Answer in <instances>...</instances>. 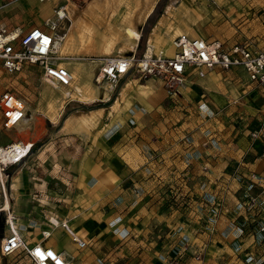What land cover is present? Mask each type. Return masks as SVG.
<instances>
[{
	"label": "rangeland",
	"instance_id": "374dc122",
	"mask_svg": "<svg viewBox=\"0 0 264 264\" xmlns=\"http://www.w3.org/2000/svg\"><path fill=\"white\" fill-rule=\"evenodd\" d=\"M143 1L145 0L72 1L69 6V20L66 28L61 30V33H67L64 52L68 54L61 56V52L58 51V55L63 57L60 58L61 61L66 62L71 71L76 70L73 73H77L78 82L74 79L71 86L54 88L55 97L50 95L49 90L52 86L42 80L41 69L37 64H27L13 73L6 72L0 65V93L7 89L22 97L26 105V118L30 123H27V126H30L25 130L17 126L6 128L0 112V145L13 140L36 141L30 156L20 163V168L24 171V179L22 181L18 177L17 192L12 196L11 189H9L12 203L19 211L18 222L27 223L24 229L28 235L34 234L35 231L41 234L45 226L55 227L49 221L52 217L63 221L65 213H76L74 219L86 217L88 225L97 213L104 211L103 207L91 204L80 206L75 202L74 197L80 190L79 186L87 187H84L82 182L81 185L78 184L79 173L87 171L88 160L97 157L99 148L102 147L101 136L104 138L113 130L114 132L117 130L120 136L130 132L134 120L128 116V120L125 121L124 114L128 112V106L132 107L134 94L146 92V85H137L142 89L136 93L131 91L128 95L118 94L122 83L114 89H106L94 80L98 71L97 58L105 54L131 53L135 48L131 46L135 41L138 45L141 39L149 15L146 18L137 17L134 23L129 22L130 25L122 23V18H120L118 23L105 27L102 23L110 18L112 12H107L103 20L98 10H107L111 7L112 10L118 12L123 8L130 15L131 11ZM157 3H159L157 8L159 15L146 35L145 47L148 42H151L155 47L166 44L165 48H167L171 34L176 30H179L177 33L184 32L183 29L189 30V34H201L207 38L217 37L226 43L251 38L259 45H264V0H156L153 9ZM164 16L168 18L166 25L159 30L153 40L150 39L153 26L160 17ZM54 17L52 2L0 0V26L8 29L16 28L24 32L33 25L47 28ZM127 26L139 30L138 39L127 36ZM96 30L101 33L98 37L93 35ZM210 70L213 69L187 82L190 93L178 92L171 95L167 92V97H172L171 108L175 110L167 111L164 115L166 120L163 123L167 125V129L162 130L161 133H166L170 128L178 126L180 121L185 125L195 119V116L208 119L218 114L219 124L213 130L208 127L205 134L216 150H222L220 139H225L227 143L230 142L228 146L231 147V142L251 136L250 130L256 126L258 115L264 112V85L248 80L240 70L235 68ZM136 74L140 83L148 79L139 73ZM157 79L164 89L161 79ZM75 88L82 90L78 92ZM63 90L68 91L69 96H64ZM210 99L217 104L216 111L209 107ZM202 123L205 124L204 121ZM188 126L183 127L184 133L190 129ZM189 158V156L186 158L188 164ZM37 166L41 168L36 170ZM15 167L9 168L8 173ZM47 168H50L49 172ZM208 168L206 164H202L203 170L206 171ZM181 177L183 183L187 182L186 175ZM237 178L241 180L240 177L237 176ZM90 183L89 178L87 184ZM13 187H15L14 184ZM178 192L181 191L178 190ZM173 194H169V199L176 196ZM181 196L185 197L186 194L182 193L179 198ZM207 201L214 202V206L209 211L213 214L212 216L210 214L209 221L215 223L222 202L215 204L213 197L208 198ZM169 202L174 204L175 201L172 199ZM239 204L238 197L237 208H241ZM79 208L82 209L80 216ZM106 209L108 207H105ZM17 226L20 232L25 231L19 225ZM81 226L85 230L82 220ZM230 226H232L230 233L234 234L235 240L238 239L242 235L240 226L235 224ZM109 228L115 233L119 232V227L114 220L108 222ZM8 230L0 216V242L9 232ZM89 230L87 226V230L83 233L82 238L87 241L83 249L91 248L96 253L98 264L143 263L146 247L143 242L136 241L139 234L137 231L133 234L124 232L119 237L115 236L116 238L107 236L103 238L99 235H91ZM174 233L171 232L172 236ZM53 236H56L59 244L67 240L63 232L53 234ZM131 239L136 241L133 251L131 247H127ZM256 241L259 242L257 239ZM179 242L180 246L176 244L173 253L168 251L166 254H159L158 260L163 264H170L171 261L175 264H188L190 256L193 255L195 260L203 261L204 248L194 252L195 254L190 250L191 255H186L184 252L189 251L188 239L182 236ZM259 243L264 244L263 241ZM99 246L101 248L98 249ZM120 248L123 249L122 252L118 251ZM234 249L236 251L240 249L237 241H235ZM242 258L246 264H264V253H249ZM0 264L34 263L21 251L16 255H1Z\"/></svg>",
	"mask_w": 264,
	"mask_h": 264
},
{
	"label": "crops",
	"instance_id": "0c3cea01",
	"mask_svg": "<svg viewBox=\"0 0 264 264\" xmlns=\"http://www.w3.org/2000/svg\"><path fill=\"white\" fill-rule=\"evenodd\" d=\"M154 26L150 36L152 40ZM197 35L204 37L201 34ZM173 37L174 35L171 36L169 42ZM233 42L235 41L228 44ZM148 44L156 49L161 47L165 49L166 45L155 47L151 42ZM133 47L137 48V43ZM218 68L215 67L213 70ZM233 68L240 70L250 80L241 68ZM207 70L209 69H205V72ZM135 72L132 70L124 76L118 91L119 95H128L131 91L136 93L142 89L137 85H146V92L134 94L138 98L133 96L132 107L128 106L129 110L126 115L124 114L125 121L129 117L134 120L130 132L120 136L117 130L115 132L113 130L112 134H104V138L101 136L102 147L99 148L97 157L88 160L87 171L79 173L77 180L79 185L82 182L84 187H87L79 186L80 190L74 197L75 202L80 206L91 204L103 207L104 211L97 213L88 225L86 217L74 219L76 213H65L62 220H68L71 229L77 235L80 234L81 238L87 226L91 235H99L103 238L106 236L116 238L124 232L133 234L137 231L139 234L136 241L143 242L146 247L142 264H163L157 256L166 254L168 251L173 253L174 246L176 244L180 246L179 240L182 236H186L189 243V251L184 252L186 255H191V251L195 254L202 248L205 250L203 261L195 260V257L191 255L188 264H246L242 258L246 254L264 253V244L256 241L254 221L251 225L248 224L247 218L250 214L243 208L236 207L238 197L242 200L247 191L246 186L250 182V173H257L264 178V142L262 139H254L252 136L245 137L240 141L231 142V147L228 146L230 142L227 143L225 139H220L222 150H216L209 142L205 130L208 127L212 130L216 128L220 121L218 114L208 119L195 116L189 124L183 125L180 121L178 126L170 128L166 133H161L162 130L167 129V125L163 123L166 120L164 115L167 111L175 110L171 108L172 97H167V91L161 87L157 78L149 77L144 83H140L137 72ZM193 78H199L196 71L187 76L179 92L190 93L187 82L192 81ZM208 105L215 111L218 108L211 99ZM263 119L264 112L258 115L256 126L250 132L258 128ZM203 121L205 124L202 123ZM186 125H189L190 129L184 133L183 127ZM27 128L25 125L20 129ZM31 141L34 144L36 142ZM187 156L190 157L189 164L186 160ZM202 164H206L209 167L208 170H203ZM40 168L37 166L35 169ZM47 170L49 172L50 168ZM23 173L20 164L9 173L8 186L12 196L17 192L18 177L22 181L24 179ZM185 175L187 182L183 183L181 176ZM89 178L91 183L87 184ZM178 190L181 192L177 193ZM258 191L259 186L255 185L247 192L256 194ZM171 193L176 196L169 199ZM182 193L186 196L179 198ZM212 197L216 201L215 204L222 202L215 223L209 221L211 214L209 211L214 206V202L209 203L207 199ZM11 198L9 195L10 209L16 215L15 225L17 229V225L24 229L27 223L18 222L19 211L15 209ZM172 199L175 201L174 204L169 202ZM105 207L108 209L105 210ZM81 210V208L78 210L79 216L82 214ZM0 216L3 220L1 213ZM81 220L84 222L85 230L81 226ZM112 220L119 227L118 233L108 229V222ZM52 221L61 220L52 217ZM234 224L243 230L242 235L236 240L234 234L230 233V227H232L230 225ZM59 225L53 228L45 226V228H51L50 236L46 239L39 231H35L32 235H28L25 229L22 232L18 231L30 245L43 242L54 250L62 252L63 256L70 258V264H98L96 253L91 248L86 250L78 248L69 233ZM59 232H63L67 239L63 244H59L56 236H53ZM171 232H175L173 234L175 237ZM51 238L52 240H49ZM136 241L131 239L127 247H131L133 251ZM235 241L240 245L238 251L234 249ZM122 250L120 248L118 251L122 252ZM19 252L21 251L13 254L16 255ZM71 254L74 259L71 258ZM1 255L0 253V257Z\"/></svg>",
	"mask_w": 264,
	"mask_h": 264
},
{
	"label": "built area",
	"instance_id": "2783aa9c",
	"mask_svg": "<svg viewBox=\"0 0 264 264\" xmlns=\"http://www.w3.org/2000/svg\"><path fill=\"white\" fill-rule=\"evenodd\" d=\"M39 1H55L53 8L55 17L47 28L33 25L24 32L0 26V65L6 72L13 73L27 64H37L45 83L56 87L71 86L72 71L62 63L56 50L59 36L65 35L61 30L66 28L69 20L67 4L70 0ZM171 47V51L168 52L163 47L156 49L147 44L140 55L137 54L136 48L127 54L102 55L97 58L98 71L94 80L103 87L114 89L124 76L134 70L143 77L161 79L165 90L174 95L179 92V88L193 71L198 75H204L205 69L238 67L251 81L264 85V45H259L254 39L245 38L228 44L217 37L207 38L180 32L172 38ZM0 112L6 128L16 126L26 116L25 101L15 92L3 90L0 93ZM251 136L264 142V119L261 125L251 132ZM17 141L19 144H25L27 149L34 146L33 141ZM11 142L5 146H9ZM18 159L19 157H12L7 161H0V172H4L6 178L8 175L6 170L11 164L18 163ZM249 178L247 191L255 185L259 186V191L256 194L246 191L239 206L250 214L247 218L248 224L251 225L254 221L256 239L264 242V178L254 172L250 173ZM7 182L5 180V183ZM6 192L0 176V213L9 229L0 242V253L7 256L23 251L34 264H70L68 257L62 256L59 251L43 242L30 245L24 240L15 225L14 212L10 208L3 209L7 200ZM49 221L55 226L51 220ZM67 223L62 221L63 227H66L78 248L85 247L86 240L80 235L77 236ZM242 231L241 228V233ZM50 233L51 228H45L41 232L44 239L48 238ZM170 264L175 263L171 261Z\"/></svg>",
	"mask_w": 264,
	"mask_h": 264
},
{
	"label": "bare ground",
	"instance_id": "6f19581e",
	"mask_svg": "<svg viewBox=\"0 0 264 264\" xmlns=\"http://www.w3.org/2000/svg\"><path fill=\"white\" fill-rule=\"evenodd\" d=\"M39 1V0H38ZM46 2H52V11H53V8H54V3H55V1H46ZM155 2H156V0H146V1H143L142 3H140V5H138V6H136L135 8H134V10H132L131 12L132 13H130V15H128L127 13V10L125 9H123L122 8V10H120V11H118V12H115L114 10H112V8L111 7H108L107 8V10L106 9H100V10H98L97 12L101 15V16H103V20H105V15L107 14V12H112L111 14H110V18L109 19H107V20H105V23H102L105 27L106 26H109V27H111L112 25H114V24H116V23H118V20L120 19V18H122V23L124 22V24L125 23H134V21H137L136 20V18L137 17H139V18H146L150 13H151V11H152V9H153V7H154V4H155ZM70 4H72V1L70 0L69 2H68V7L70 6ZM126 8V7H125ZM71 9V8H70ZM94 12V11H93ZM93 12H92V14H93ZM126 13V14H125ZM144 14V15H143ZM95 15V14H94ZM143 15V16H142ZM108 16V15H107ZM98 17V16H97ZM94 19V18H93ZM92 19V20H93ZM101 19V18H100ZM95 20V19H94ZM101 21V20H100ZM121 23V24H122ZM130 23H129V25H130ZM167 23V16H164V17H160V19L158 20V22L155 24V26H154V29H153V35L155 36L158 32H159V30L162 28V25H164V24H166ZM100 26V25H99ZM125 28V27H124ZM93 29V28H92ZM91 29V30H92ZM90 30V32H92ZM179 31V30H178ZM183 31L185 32V33H190L189 32V30H187V29H183ZM89 32V33H90ZM67 34V33H66ZM62 35V36H59V38H58V40H57V42H56V50L57 51H59V52H61L60 54H61V56H63V55H66L65 53H67V52H64V48H65V46H66V43H67V39L65 38V36H67V35ZM92 34V33H91ZM100 32L98 31V30H96L95 32H94V34L93 35H95L96 37H98V36H100ZM126 34H127V36H129V38H133V39H138L139 38V36H140V34H139V30L138 29H134L133 27H131V26H127L126 27ZM175 33H173V34H171V36H173ZM194 35H197V34H194ZM158 36V35H157ZM134 41V40H133ZM135 44H136V41L134 42V44H133V46H135ZM132 46V47H133ZM134 48V47H133ZM166 49V48H165ZM171 49H172V47H171V42H169L168 41V47H167V51L168 52H170L171 51ZM68 54V53H67ZM60 56V58H63V57H61ZM66 58V57H65ZM62 63L63 64H65V65H67L68 66V64H66V62H63L62 61ZM74 71V70H73ZM73 71H72V74H73V80H72V85H73V82H74V79L76 80V78H75V75H77V73H75V75H74V73H73ZM74 72H76V70L74 71ZM78 72V71H77ZM80 72V71H79ZM77 81V80H76ZM52 86V85H51ZM78 86V85H77ZM83 86V85H82ZM58 87H60V86H52L51 87V89L49 90L50 91V95L52 96V97H55V94H54V88H58ZM75 90L76 91H78V92H80L82 89L81 88H75ZM63 95L64 96H69V92L68 91H66V90H63ZM71 96V95H70ZM58 97V96H57ZM73 97V96H72ZM78 100H80V99H78ZM51 111V110H50ZM55 111V110H54ZM55 115H57V114H55ZM59 115V114H58ZM56 117H58V116H56ZM55 117V118H56ZM34 118V117H33ZM56 121V120H55ZM27 123H29L28 122V120H27V118H26V116L18 123V124H16V126L18 127V128H23V126H27ZM30 124V123H29ZM27 127H29V126H27ZM31 151H32V148H29V149H27V147H26V145L25 144H19L18 143V141H12L11 142V144L9 145V146H5V145H0V161H7V160H9V159H11L12 157H15V158H18L19 157V161H18V163H15V164H11L10 166H9V168H11V167H14V166H17L18 164H20L21 162H23L29 155H30V153H31ZM9 168L6 170V171H8L9 170ZM8 173V172H7ZM0 176H1V180L4 182V184H5V189H6V193H7V196H6V198H7V200H6V203L4 204V207H3V209H9L10 208V206H9V186H8V182L7 183H5V180H9V173H8V175H7V178H6V175H5V173L4 172H0ZM15 185V184H14ZM51 221H52V219H51ZM63 221H65L66 223H67V221L66 220H63ZM53 222V224L55 225V226H57V223L56 222H54V221H52ZM60 225L59 226H61L62 228H64L63 226H64V224H62V221L60 222H58ZM68 224V223H67ZM69 225V224H68ZM69 227H70V225H69ZM71 228V227H70ZM66 231H67V229H66V227L64 228ZM72 230V229H71ZM73 231V230H72ZM73 232H75V231H73ZM75 234L77 235V233L75 232ZM70 235V234H69ZM78 236V235H77ZM73 240V239H72ZM61 254H62V252H60ZM62 256H63V254H62ZM71 258L72 259H74V257H73V255L71 254Z\"/></svg>",
	"mask_w": 264,
	"mask_h": 264
},
{
	"label": "trees",
	"instance_id": "16d2710c",
	"mask_svg": "<svg viewBox=\"0 0 264 264\" xmlns=\"http://www.w3.org/2000/svg\"><path fill=\"white\" fill-rule=\"evenodd\" d=\"M159 3H157V5L155 6V8L153 9V11L149 14L146 24L143 28L142 34H141V39L137 45V54H141L144 50L145 47V41H146V35L149 32L150 28L152 27L156 17L159 15V10L158 8Z\"/></svg>",
	"mask_w": 264,
	"mask_h": 264
}]
</instances>
